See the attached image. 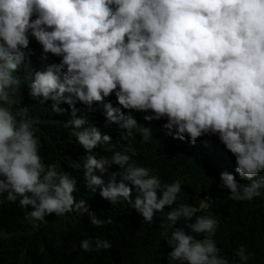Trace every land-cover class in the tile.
Masks as SVG:
<instances>
[{"label": "clouds", "instance_id": "1", "mask_svg": "<svg viewBox=\"0 0 264 264\" xmlns=\"http://www.w3.org/2000/svg\"><path fill=\"white\" fill-rule=\"evenodd\" d=\"M200 152V178L166 157ZM261 196L264 0H0V261L264 264Z\"/></svg>", "mask_w": 264, "mask_h": 264}, {"label": "trees", "instance_id": "2", "mask_svg": "<svg viewBox=\"0 0 264 264\" xmlns=\"http://www.w3.org/2000/svg\"><path fill=\"white\" fill-rule=\"evenodd\" d=\"M23 104L28 106L30 115L38 121L36 131L37 135L41 138V151L44 152L45 157L48 161L67 169L72 151V139L68 129L64 126L65 123L62 122L60 125L58 117H53L47 110H44L42 104L34 100H29L25 94L23 95ZM61 108L67 109L63 113L64 115L69 114L70 109L67 104H62ZM203 155L204 153L200 152L182 160L176 158L175 156L179 155L175 153L167 154L166 157L168 162L173 164L176 170H183L196 178H200L203 169L208 167L201 161ZM239 209L253 220L256 230L255 236L264 245V196L256 198L251 203L239 204ZM16 222L20 225L22 231L28 229V225L23 222L21 216L16 218ZM233 241H235V238L231 235H225L221 238V243L224 246L229 245ZM13 257V248H9L0 261V264H10ZM260 258H262V255H260Z\"/></svg>", "mask_w": 264, "mask_h": 264}]
</instances>
